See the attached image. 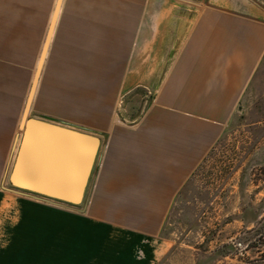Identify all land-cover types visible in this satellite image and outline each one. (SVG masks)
Here are the masks:
<instances>
[{"label":"crops","instance_id":"0c3cea01","mask_svg":"<svg viewBox=\"0 0 264 264\" xmlns=\"http://www.w3.org/2000/svg\"><path fill=\"white\" fill-rule=\"evenodd\" d=\"M55 3L0 0V188L30 199L0 201L16 214L0 223L10 226L0 241L12 242L0 264H157L179 193L263 62L264 0H99L79 12L95 22L68 24L62 8L30 114L100 139L80 204L9 179ZM143 89L151 103L121 117V98Z\"/></svg>","mask_w":264,"mask_h":264},{"label":"rangeland","instance_id":"374dc122","mask_svg":"<svg viewBox=\"0 0 264 264\" xmlns=\"http://www.w3.org/2000/svg\"><path fill=\"white\" fill-rule=\"evenodd\" d=\"M97 5L99 0H65L62 24L96 20L79 12ZM151 100L145 89L123 96L120 116L126 109V119H135ZM25 195L0 188L4 203L25 205ZM15 216V209L0 208V223H14ZM161 239L168 249L157 264H264V59L225 134L179 193ZM8 243L2 239L0 248Z\"/></svg>","mask_w":264,"mask_h":264},{"label":"water","instance_id":"95a60500","mask_svg":"<svg viewBox=\"0 0 264 264\" xmlns=\"http://www.w3.org/2000/svg\"><path fill=\"white\" fill-rule=\"evenodd\" d=\"M64 2L56 0L52 12L21 118L23 134L9 179L19 188L80 204L99 151L100 139L30 114ZM22 182L27 187H22Z\"/></svg>","mask_w":264,"mask_h":264}]
</instances>
